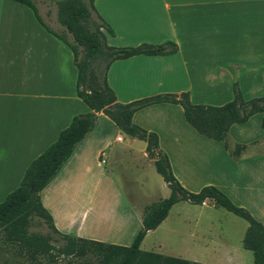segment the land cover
Masks as SVG:
<instances>
[{
	"label": "crops",
	"instance_id": "crops-1",
	"mask_svg": "<svg viewBox=\"0 0 264 264\" xmlns=\"http://www.w3.org/2000/svg\"><path fill=\"white\" fill-rule=\"evenodd\" d=\"M35 4L41 20L27 5L0 0V201L20 185L29 164L72 119L90 111L77 93L78 69L71 48L48 29L46 19L52 13L49 0H35ZM95 6L115 30V35L107 34L110 45L170 40L179 46L173 54H140L114 61L107 71V81L118 101L188 91L194 103L222 105L233 99L235 83L246 99L264 96V0H95ZM97 116L95 128L41 191V200L61 233L131 245L142 228L148 204L143 201L144 191L139 188L136 192L140 200H132L106 168L100 173L103 191L97 192L94 184L86 186L80 181L94 173L96 163L100 167L108 164L115 143L125 141V136L130 141L139 138L122 132L103 112ZM263 118L264 113H256L247 122L231 126V147L236 143L247 146L238 159L224 142L204 136L190 125L180 104L149 105L135 112L133 121L158 134L160 148L169 156L174 174L186 189L198 192L206 185H215L264 223ZM100 123L109 124L107 136L97 132ZM141 141L140 153L148 162L134 156L135 160L139 158V165L137 162L132 170L135 173L141 163H154L147 142ZM117 196L129 200L122 201L120 220L116 225L101 223L97 219L99 209L108 203L114 212L111 199ZM198 205L217 207L212 199ZM164 221L148 233L160 229ZM214 243L204 241L207 246ZM227 250L232 260L227 264H239L237 259L241 258ZM182 254L174 257L202 263L219 260Z\"/></svg>",
	"mask_w": 264,
	"mask_h": 264
},
{
	"label": "trees",
	"instance_id": "trees-1",
	"mask_svg": "<svg viewBox=\"0 0 264 264\" xmlns=\"http://www.w3.org/2000/svg\"><path fill=\"white\" fill-rule=\"evenodd\" d=\"M14 1L31 7L41 20L35 0ZM57 4L58 20L71 38L48 29L71 48L78 69L77 93L90 111L72 119L58 138L29 164L20 185L0 202V227L4 228L7 239L32 259L42 255L55 260L56 255L85 256L94 251L99 262L88 264H208L143 250L141 243L149 230L157 228L167 218L177 202L186 200L193 204H203L212 199L217 207H223L248 221L243 246L253 252L254 264H264V223L246 207L234 203L215 185H206L198 192L186 189L175 176L169 156L160 148L158 134L133 121L135 112L149 105L160 102L180 104L190 125L200 134L224 142L231 155L238 159L247 146L236 143L231 147L230 128L235 123L247 122L256 113H264V96L246 99L235 83L233 99L222 105L194 103L188 91L120 102L107 81V71L111 64L118 59L140 54H173L178 51V44L169 40L160 44L146 42L136 46L110 45L107 34L115 35V30L98 13L95 0H57ZM102 64L104 71L100 79L97 67ZM99 112L106 114L122 132L147 142L149 157L154 159L157 171L171 189L169 197L144 207L142 228L131 245L110 244L61 233L41 200V191L56 177L78 143L93 130ZM35 216L43 218L49 228L61 235L65 243L56 246L52 243V236L32 232L30 227Z\"/></svg>",
	"mask_w": 264,
	"mask_h": 264
},
{
	"label": "rangeland",
	"instance_id": "rangeland-1",
	"mask_svg": "<svg viewBox=\"0 0 264 264\" xmlns=\"http://www.w3.org/2000/svg\"><path fill=\"white\" fill-rule=\"evenodd\" d=\"M48 6L52 9V13L49 17L47 19L45 18L48 21L47 24L50 26L49 28L57 30L70 39L71 36L66 32L64 26H62L58 20L57 0H49ZM97 68L100 79H102L104 64ZM97 128V132L101 131L105 136L109 133V124L104 125L100 123ZM142 144L140 139L130 141V139L125 136V141L115 143L114 150L110 151V160L108 164H104L103 167H100L96 163L94 173H92L89 178L88 176L81 178L82 180L80 182L86 184V186L90 183L91 187L92 184H94L97 192L103 191L104 188L100 185V173L106 168L105 171L111 169L112 177L116 185L124 187V189H122L124 192L128 190L129 197L134 201L140 200L139 194L136 192L139 188L146 194V198L144 197V200L142 198L146 203L169 197L171 189L162 175L157 171L155 163H148L147 166L141 163V167H138V172L135 173L132 171L136 169L137 162L139 165V158L135 160L134 156H142L140 153ZM128 146H130L132 150L128 148ZM118 155L122 157V160L118 158ZM143 158L147 161L145 157ZM142 166H146V169L140 171ZM132 176L136 177L135 185L134 181H132ZM128 183L138 189H131ZM126 199L128 200L127 196ZM126 199H122L120 196L112 197V206L116 208L115 211H110L108 203H104L106 205L99 209L101 213L98 215L97 219L101 223L110 222L116 225L120 220V206L123 202H126ZM107 200L108 198L106 197V202ZM2 201L3 200L0 202ZM164 222L165 223L160 229L147 233V237L145 236L146 238H144L145 240L141 245L143 250L156 251L172 256H178V254L186 252L189 253V255L204 256L206 257L205 259H209V257L219 259L209 260L210 262L208 261L207 263L227 264L232 261L228 257L229 254L227 249H230L235 256H238L239 259L241 258L240 261L237 259L239 264H254L253 252L245 249L242 245L248 221L223 207H204L186 200H181L173 207L170 217L165 219ZM30 230L32 232L52 236V243L56 246H62L65 243L61 235L49 228L45 220L38 216L33 218ZM206 239L213 240L215 243H224L225 246H217L215 243L207 246L204 244ZM206 246L208 248H206ZM215 248L218 250H214ZM237 252L241 254V257ZM97 262H99V259L94 251L88 252L85 256L56 255L55 260H51L49 257L42 255L38 256L37 259H32L27 253L22 251L20 247L9 241L6 237L4 228L0 227V264H88Z\"/></svg>",
	"mask_w": 264,
	"mask_h": 264
},
{
	"label": "built area",
	"instance_id": "built-area-1",
	"mask_svg": "<svg viewBox=\"0 0 264 264\" xmlns=\"http://www.w3.org/2000/svg\"><path fill=\"white\" fill-rule=\"evenodd\" d=\"M121 139V138H120ZM104 161V160H103Z\"/></svg>",
	"mask_w": 264,
	"mask_h": 264
}]
</instances>
